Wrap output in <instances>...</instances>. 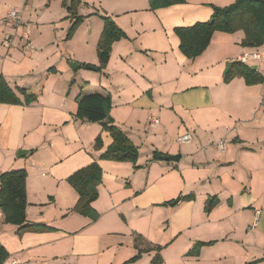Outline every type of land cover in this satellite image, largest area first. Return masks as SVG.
I'll return each mask as SVG.
<instances>
[{"label":"crops","instance_id":"0c3cea01","mask_svg":"<svg viewBox=\"0 0 264 264\" xmlns=\"http://www.w3.org/2000/svg\"><path fill=\"white\" fill-rule=\"evenodd\" d=\"M70 1L0 0V76L10 88L29 93L36 76L37 82L70 77L41 66L23 71L32 62L23 55L25 48L33 56L44 53L46 63V51L53 48L49 56L58 54L63 63L98 65L102 23L95 19L94 24L86 20L68 41L67 23L11 29L3 21L10 10L20 11L23 19L24 11H66ZM234 1L185 0L166 8L174 11L157 10L172 15H158V25L152 26L115 18L126 38L112 45L102 73L80 75V94L110 97L111 118L138 149L135 167L99 159L111 138L99 124L73 117L78 94L68 86L59 90L50 83L46 94L43 85L29 105L0 104V174L26 172V220L50 228L17 235L0 211V244L8 258L21 264H152L154 250L128 261L139 250L157 246L160 264H264V83L247 86L240 77L223 83L234 61L264 77V44L242 47V31L215 32L204 52L189 60L173 32L207 21L211 5ZM148 9V0H79L77 7L87 13ZM173 15L186 17H167ZM82 28L84 41L78 36ZM43 33L47 45L38 48ZM246 55L259 59L242 61ZM188 133L189 143H177ZM98 136L102 148L96 151ZM220 141L226 144L223 152L215 148ZM155 152L179 158L175 163L152 160ZM93 161L102 174L91 204L95 221L69 213L78 195L66 181ZM211 198L217 204L206 212ZM197 243L207 245L197 256L186 255Z\"/></svg>","mask_w":264,"mask_h":264},{"label":"trees","instance_id":"16d2710c","mask_svg":"<svg viewBox=\"0 0 264 264\" xmlns=\"http://www.w3.org/2000/svg\"><path fill=\"white\" fill-rule=\"evenodd\" d=\"M184 0H148L150 10H158L182 4ZM79 0H71L66 11L71 17H75ZM212 14L205 22H196L188 27H176L174 34L179 40L178 49L180 53L189 60L200 56L210 43L215 32L231 34L242 31L244 37L240 43L242 47L257 48L264 44V0H235L226 7L210 6ZM103 28L99 37L96 51L99 61L98 67H92L95 72L102 73L110 57L111 47L115 42L126 38L115 23L107 16L101 17ZM78 19L72 24L65 40H68L76 28ZM240 77L247 86L264 83V77L257 71L242 62L234 61L223 76V83L227 84L234 78ZM19 95L23 97L21 100ZM36 101V95L27 93L25 89H12L0 76V104L8 105H29ZM111 100L108 95L100 93L80 94L76 99V107L73 113L75 119L87 123H97L102 131L110 138V145L100 155L99 159L114 162H129L134 167L138 158V149L127 138V136L115 125L110 116ZM102 141L98 136L94 140L93 149L101 150ZM163 155L155 152L152 160H161ZM101 169L96 161L91 162L67 178V183L77 193L78 199L71 212L89 218L92 221L98 219L97 213L91 204L98 197L97 187L101 182ZM26 172L24 170L11 171L0 174V211L4 224L17 228L16 234L25 232H39L50 230L41 223H29L26 220ZM174 202L167 204L172 205ZM215 198L208 199L205 204V211L209 212L215 205ZM138 238V237H136ZM137 243V239H136ZM207 243H197L189 255L197 256L199 248ZM161 247L146 248L139 250L138 254L128 262L136 261L141 253L154 250L156 253L152 264H160L159 255ZM8 253L0 244V264L8 259ZM254 264V263H248Z\"/></svg>","mask_w":264,"mask_h":264},{"label":"rangeland","instance_id":"374dc122","mask_svg":"<svg viewBox=\"0 0 264 264\" xmlns=\"http://www.w3.org/2000/svg\"><path fill=\"white\" fill-rule=\"evenodd\" d=\"M233 3H231V4H233ZM184 4H185V0H184V3L178 4V5H184ZM231 4H229V5H231ZM229 5H227V6H229ZM164 9L166 10V8H162V9H158V10L159 11H163V12L174 11V10H171V9H169V10L167 9L165 11ZM156 11L157 10L153 11V10L148 9V10H145V11H107V13H106V11H93V13H87V12H84V11H77L76 10V15L73 18L71 17L70 13H68L67 11H24L23 12L24 13L23 19H24V23L27 26L26 28H28V26H30V23L32 25V24H34L36 22H38L39 24H46V23H49L50 21H53V22H55L58 25L67 23V24H65L67 26V29H65V32H66L65 33V37H66V35L68 33V30L72 26V24L76 21V19H78V22L76 23L77 24L76 28H75L74 32L72 33L71 37L68 39V40H70V39H72V37L76 33V31H78V29L82 25H85L86 20L92 19V20H90V22L92 24H94L95 21L93 19H95V20H97V21L102 23V28H103V20L101 18L102 16H107L112 21L115 18H119V19L123 18V20L125 22H127L128 24H131V25H135V26L139 25L141 22H143L145 24V26L158 25V23H157V22H159L158 21V15H160L162 12L158 14V13H156ZM85 13H87V14H85ZM111 14H113V16H111ZM163 14L165 16L166 15H172V14H167V13H163ZM163 14H161V15L163 16ZM173 14H174V12H173ZM167 17H172L173 19H175V18L179 19L181 17H186V15H182V16L173 15V16H167ZM3 21H4V19H3ZM235 34H236V32L231 33L230 35H235ZM46 36L47 35L45 33H43V35L41 37L42 40L40 42H38L39 43V45H38L39 47L38 48H44V46L47 45L46 43H44L45 40H46ZM78 36H80V39H82V41H84L83 38L85 37V34L83 32V28L79 32ZM49 39L50 38H47V40H49ZM96 47H97V44H96ZM28 49L29 48L22 49V52H23V55L25 56V58H27L28 60L32 59L31 60L32 62H30V63L27 62L26 65L22 68L23 71L27 70L28 68H33L35 70L39 69L37 71H40V68H37V67L41 66V69L48 70L50 68H55L57 70V73H66L67 72V73L70 74V77H69L68 81H65L66 78L63 75V80H62V78H59V76H55L53 78H50V80H48L46 82H44V81L37 82V76H36V80L34 81V82H36L35 85H34V91H30L29 92L30 94H34V95L40 94L43 85L45 86L44 91L47 94L48 93L47 89L50 87V83H51L53 88L57 87L59 90L64 85H65L64 87L68 86L67 88H71L72 89L71 90L72 94L77 92L78 95H76V97H75V98H77L79 96V94H80L77 84L79 82L81 84V81H82L80 75H83V73H87V74L92 73V74H94L96 76V72L93 73V72H89V71L84 69V66H87V64L78 63L76 61H68V63H66V62L63 63V61L59 58V56L57 57L58 54L54 55L53 57L52 56L50 57L49 55H50L51 52H53V50H54L53 48H51L50 50L47 49V51H46L47 53H49V54H47V57H49L47 63H46L45 59H42L44 53L42 55H40V56L39 55L38 56H33V54L29 53L30 51ZM96 57H97V51H96ZM97 60H98V57H97ZM73 63H76L79 66L78 70L74 71L72 69L71 64H73ZM99 65L100 64H99V61H98V65H95V67H98ZM88 66L91 67V65H88ZM224 70H225V68H224ZM97 73H99V72H97ZM92 74H90V75H92ZM68 82H69V84H68ZM38 84H39V86H38ZM234 95H236L235 92H234ZM71 210L69 211V213H72ZM194 246L192 247V249L194 248ZM200 248H199V250H200ZM191 250H189L186 253V255H188Z\"/></svg>","mask_w":264,"mask_h":264},{"label":"built area","instance_id":"2783aa9c","mask_svg":"<svg viewBox=\"0 0 264 264\" xmlns=\"http://www.w3.org/2000/svg\"><path fill=\"white\" fill-rule=\"evenodd\" d=\"M4 22L11 29H17V28L25 25L20 12H17L15 10L8 11V13L6 14V16L4 18ZM27 34L28 33L26 31L24 33L25 37H27ZM245 58L259 59V56L258 55H248V56L246 55L245 57H243L242 61H245ZM152 124L157 125L158 121L152 120ZM191 140H192V135L188 133V134H185V135L178 137L176 141L179 144H186V143H189ZM225 146H226V144L224 141H220V142L215 144V148L220 152L224 151ZM258 214H259V212H256V217L258 216ZM4 264H21V263H19L14 258H8Z\"/></svg>","mask_w":264,"mask_h":264},{"label":"water","instance_id":"95a60500","mask_svg":"<svg viewBox=\"0 0 264 264\" xmlns=\"http://www.w3.org/2000/svg\"><path fill=\"white\" fill-rule=\"evenodd\" d=\"M71 67H72V69L74 70V71H76L77 69H78V65L76 64V63H73V64H71ZM84 69L85 70H93V68L92 67H90V66H84ZM229 69V65H227V68H226V71L225 72H227V70ZM25 153V151H19L18 153H17V155L18 156H21V155H23ZM164 158V160L165 161H167V162H172V163H175V162H177L178 161V158H179V156L178 155H175V156H164L163 157ZM0 206H1V202H0Z\"/></svg>","mask_w":264,"mask_h":264}]
</instances>
